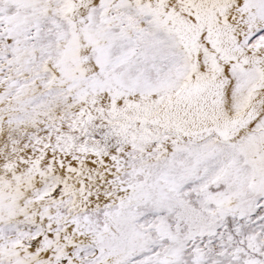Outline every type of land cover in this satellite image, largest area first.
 Masks as SVG:
<instances>
[{
  "label": "snow or ice",
  "instance_id": "snow-or-ice-1",
  "mask_svg": "<svg viewBox=\"0 0 264 264\" xmlns=\"http://www.w3.org/2000/svg\"><path fill=\"white\" fill-rule=\"evenodd\" d=\"M0 264H264V0H0Z\"/></svg>",
  "mask_w": 264,
  "mask_h": 264
}]
</instances>
